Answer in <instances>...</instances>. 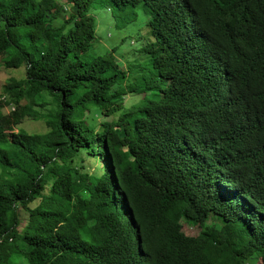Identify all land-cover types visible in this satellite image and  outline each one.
Here are the masks:
<instances>
[{
  "label": "trees",
  "instance_id": "trees-1",
  "mask_svg": "<svg viewBox=\"0 0 264 264\" xmlns=\"http://www.w3.org/2000/svg\"><path fill=\"white\" fill-rule=\"evenodd\" d=\"M0 59V264H264V0H0Z\"/></svg>",
  "mask_w": 264,
  "mask_h": 264
},
{
  "label": "rangeland",
  "instance_id": "rangeland-1",
  "mask_svg": "<svg viewBox=\"0 0 264 264\" xmlns=\"http://www.w3.org/2000/svg\"><path fill=\"white\" fill-rule=\"evenodd\" d=\"M94 15L95 18V40L93 42V47L90 50L92 56L102 55L114 47H117L115 57L120 60L124 67L130 65L139 58V54L136 52L144 45L143 40L144 35V20L146 17L140 14L137 19L132 20L131 23L126 25L125 28H120V17L122 14L112 15L105 10H99ZM19 68V62H9L8 64H3L0 59V89L2 85L11 77L20 78L21 73ZM169 86V85H167ZM141 98H130L126 97L124 103L127 107L131 104L140 103ZM21 128L30 133H41L43 131V126L40 123H32L27 121ZM91 173H94L90 166L86 168ZM193 234L191 228H184L181 231V236L184 238L189 237ZM30 260H35L36 257L31 255ZM256 264H262L260 261Z\"/></svg>",
  "mask_w": 264,
  "mask_h": 264
}]
</instances>
